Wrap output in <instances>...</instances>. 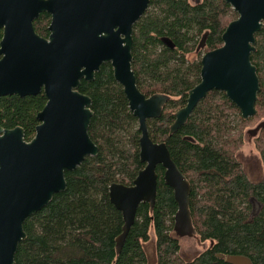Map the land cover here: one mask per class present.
<instances>
[{"label": "trees", "instance_id": "1", "mask_svg": "<svg viewBox=\"0 0 264 264\" xmlns=\"http://www.w3.org/2000/svg\"><path fill=\"white\" fill-rule=\"evenodd\" d=\"M235 17L223 0L198 4L149 0L133 25L131 68L137 87L146 96L169 97L161 116L147 120L149 136L166 144L189 183L192 227L195 236L209 246L191 259L181 255L175 231L177 203L164 183V169L157 166L154 207L138 206L124 244L116 251L123 220L109 200L108 187L114 182L131 185L144 164L139 160L137 119L113 78L111 65L103 63L92 81L81 80L78 87L91 98L88 134L98 154L66 172L65 191L24 221L26 238L18 244L15 264H149L145 245L151 229L155 264H264V127L254 136L263 166L260 178L248 175L239 154L245 129L264 115V29L255 35V51L250 55L260 87L256 115L242 119L223 92L212 90L177 132L169 130L174 113L185 105L187 92L200 80L202 34L207 32L205 51L218 47L226 25ZM42 20L47 21V15L40 16L38 21ZM34 28L47 36L45 24ZM196 50L198 57L189 61L188 55ZM45 103L43 92L1 97L0 125H19L25 138L31 139L38 124L36 115Z\"/></svg>", "mask_w": 264, "mask_h": 264}, {"label": "water", "instance_id": "2", "mask_svg": "<svg viewBox=\"0 0 264 264\" xmlns=\"http://www.w3.org/2000/svg\"><path fill=\"white\" fill-rule=\"evenodd\" d=\"M236 12L222 35V45L200 60V80L187 92L185 105L174 113L170 134L188 120L207 93L223 92L241 118L256 115L260 90L255 34L264 29V0H223ZM149 0H0V98L34 96L43 92L46 103L37 113L33 138L26 142L20 127L0 126V264H15L18 244L26 238L24 221L65 191V173L98 154L88 134L93 112L91 98L79 92L81 80L92 81L103 63L112 67L129 110L138 121L139 160L144 164L131 185L111 183L108 196L121 212L123 225L116 238L119 253L141 203L152 209L157 191V166L177 203L175 231L195 235L188 204L190 186L164 142L153 141L147 120L159 118L169 97L146 96L137 87L131 68L133 25ZM51 15L47 38L33 21ZM163 42L173 47L164 38ZM203 46V43L201 44ZM264 121L250 132L257 134ZM217 257H222L216 254ZM230 261L231 257H226Z\"/></svg>", "mask_w": 264, "mask_h": 264}, {"label": "rangeland", "instance_id": "3", "mask_svg": "<svg viewBox=\"0 0 264 264\" xmlns=\"http://www.w3.org/2000/svg\"><path fill=\"white\" fill-rule=\"evenodd\" d=\"M237 18V15L234 19ZM233 19V20H234ZM198 50L188 55V60L193 61L198 57ZM264 120V115L257 116L255 121L245 129L244 143L239 150L240 158L245 165V169L248 175L252 179H258L261 177L263 172L262 161L260 159L259 153L255 149L254 145V134L247 133L249 129L255 128L260 122ZM149 241L145 245V250L149 258V264H155V235L151 229ZM178 241L180 245V253L186 259H191L197 254L202 252L209 246V242H201L197 236L184 235L178 236Z\"/></svg>", "mask_w": 264, "mask_h": 264}, {"label": "flooded vegetation", "instance_id": "4", "mask_svg": "<svg viewBox=\"0 0 264 264\" xmlns=\"http://www.w3.org/2000/svg\"><path fill=\"white\" fill-rule=\"evenodd\" d=\"M202 0H188V2H190L191 4H198V3H200ZM149 4V3H148ZM148 7V6H147ZM146 11V10H145ZM234 11V10H233ZM235 12V11H234ZM236 13V12H235ZM45 15H47V21H45V20H42L41 22H39L38 21V19H39V17L40 16H42V19H43V16H45ZM237 15V14H236ZM50 22H51V15L50 14H48V13H46V12H42V13H40L39 14V16L33 21V27H35V26H40V24L41 25H46V29H47V36H41V35H39L36 31V33L39 35V36H41V37H44V38H47L48 37V35H49V32H48V26H49V24H50ZM136 23V22H135ZM34 30H35V28H34ZM258 33V32H257ZM256 33V34H257ZM255 34V35H256ZM222 35V34H221ZM1 37H2V29H0V40H1ZM206 37H207V32H204L203 34H202V36H201V39H200V43H199V48L202 50V55H201V57L207 52V51H205L204 50V47H205V40H206ZM164 39V38H163ZM222 41V40H221ZM203 43V46L201 45ZM221 45H222V43H221ZM221 45H219L218 47H220ZM218 47H216V48H218ZM215 49V48H214ZM211 50H213V49H211ZM209 51V50H208ZM201 57H200V60H201ZM256 104V103H255ZM264 121V120H263ZM138 122V121H137ZM39 123V122H38ZM38 125V124H37ZM36 125V126H37ZM2 128H4V129H13V128H15V127H20L21 129H22V131H23V139L26 141V142H29L31 139H26L25 138V131H24V129H23V127H21V126H19V125H16V126H14V127H11V128H6V127H3L2 125H0ZM254 128H252V129H249L248 130V132L247 133H250V134H252L251 132H250V130H253ZM35 134V133H34ZM255 136V135H254ZM253 136V137H254ZM244 164V163H243ZM245 166V165H244ZM144 167V166H143Z\"/></svg>", "mask_w": 264, "mask_h": 264}]
</instances>
